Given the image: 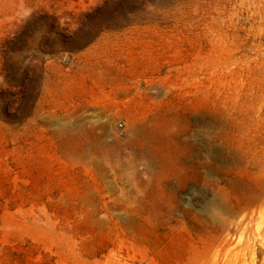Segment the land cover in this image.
<instances>
[{"label":"rangeland","instance_id":"374dc122","mask_svg":"<svg viewBox=\"0 0 264 264\" xmlns=\"http://www.w3.org/2000/svg\"><path fill=\"white\" fill-rule=\"evenodd\" d=\"M0 264H264V0H0Z\"/></svg>","mask_w":264,"mask_h":264}]
</instances>
